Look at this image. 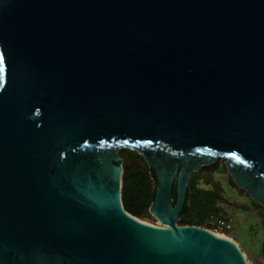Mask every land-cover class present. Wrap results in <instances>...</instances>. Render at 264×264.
Instances as JSON below:
<instances>
[{
    "label": "water",
    "instance_id": "95a60500",
    "mask_svg": "<svg viewBox=\"0 0 264 264\" xmlns=\"http://www.w3.org/2000/svg\"><path fill=\"white\" fill-rule=\"evenodd\" d=\"M0 56V264H247L177 222L219 161L264 209V0H0ZM122 150L157 226L121 205Z\"/></svg>",
    "mask_w": 264,
    "mask_h": 264
},
{
    "label": "trees",
    "instance_id": "16d2710c",
    "mask_svg": "<svg viewBox=\"0 0 264 264\" xmlns=\"http://www.w3.org/2000/svg\"><path fill=\"white\" fill-rule=\"evenodd\" d=\"M118 156L122 161L123 169L120 199L124 211L136 220L153 225L155 221L149 215V208L155 195L153 171L148 167L145 160L133 151L122 150ZM220 163L205 167L208 170L206 174L203 173V169L192 174L177 226L205 228V223L210 217L231 222L232 209L256 213L264 226V209L262 206L254 202L260 209L252 210L248 206L230 204L223 198L221 182L216 181L213 177V174L218 171ZM222 165L223 172L220 174H227L224 163ZM229 183L233 188L244 192L233 183L230 177ZM171 201L172 204L176 201L175 189L172 191ZM260 256L264 258V241Z\"/></svg>",
    "mask_w": 264,
    "mask_h": 264
},
{
    "label": "rangeland",
    "instance_id": "374dc122",
    "mask_svg": "<svg viewBox=\"0 0 264 264\" xmlns=\"http://www.w3.org/2000/svg\"><path fill=\"white\" fill-rule=\"evenodd\" d=\"M219 162L221 163L218 167V171L213 174V177L216 181L221 182L223 198L230 204L248 206L252 210L260 209L245 192H240L238 189L231 186L228 174H220V172H223V162ZM203 173H208L207 168H203ZM231 214L232 226L231 229L225 233L226 236L237 244L247 264H259L262 259L260 250L264 241L263 222L254 212L232 209ZM149 215L155 221L153 225H150H159V221L154 219L150 213Z\"/></svg>",
    "mask_w": 264,
    "mask_h": 264
},
{
    "label": "built area",
    "instance_id": "2783aa9c",
    "mask_svg": "<svg viewBox=\"0 0 264 264\" xmlns=\"http://www.w3.org/2000/svg\"><path fill=\"white\" fill-rule=\"evenodd\" d=\"M231 222H228L226 220H222V219H218L215 217H210L206 223H205V230L210 231L211 233H213L216 236H224L227 239L229 238L228 236H226V232H228L231 229ZM230 239V238H229ZM231 240V239H230ZM259 264H264V258H262L259 262Z\"/></svg>",
    "mask_w": 264,
    "mask_h": 264
},
{
    "label": "snow or ice",
    "instance_id": "6c2138e0",
    "mask_svg": "<svg viewBox=\"0 0 264 264\" xmlns=\"http://www.w3.org/2000/svg\"><path fill=\"white\" fill-rule=\"evenodd\" d=\"M6 71V66H5V59L3 56H0V79H2L3 74Z\"/></svg>",
    "mask_w": 264,
    "mask_h": 264
},
{
    "label": "bare ground",
    "instance_id": "6f19581e",
    "mask_svg": "<svg viewBox=\"0 0 264 264\" xmlns=\"http://www.w3.org/2000/svg\"><path fill=\"white\" fill-rule=\"evenodd\" d=\"M218 237L226 239V237L221 236V235H219ZM228 240H230V239L228 238ZM232 241H233V240H232Z\"/></svg>",
    "mask_w": 264,
    "mask_h": 264
},
{
    "label": "flooded vegetation",
    "instance_id": "af4514ba",
    "mask_svg": "<svg viewBox=\"0 0 264 264\" xmlns=\"http://www.w3.org/2000/svg\"><path fill=\"white\" fill-rule=\"evenodd\" d=\"M175 189V187H173V190Z\"/></svg>",
    "mask_w": 264,
    "mask_h": 264
}]
</instances>
